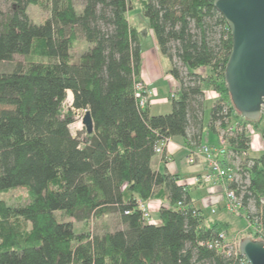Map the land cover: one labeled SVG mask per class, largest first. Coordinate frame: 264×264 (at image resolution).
I'll list each match as a JSON object with an SVG mask.
<instances>
[{
    "label": "trees",
    "instance_id": "trees-1",
    "mask_svg": "<svg viewBox=\"0 0 264 264\" xmlns=\"http://www.w3.org/2000/svg\"><path fill=\"white\" fill-rule=\"evenodd\" d=\"M7 1L0 62L35 50L48 62L0 72V193L23 188L29 197L18 206L0 201V264H247L240 255L226 257L207 247L218 234H228L229 223L204 216L177 174L153 168L162 140L200 144L205 89L218 95L210 132H217V123L225 127L241 118L224 81L232 38L214 0ZM135 2L179 83L168 96L167 114L152 115L149 104L141 108L135 97L145 31L128 19ZM28 6L45 7L49 17L33 23ZM77 39L89 47L72 61ZM205 68L209 74L199 72ZM68 91L72 103L63 113ZM85 111L94 131L80 140L69 125L75 112ZM243 122L264 140V112L257 122ZM229 144L235 154L250 149L245 133L236 132ZM243 169L249 184L230 188L242 194L244 207L254 204L264 224V153L246 158ZM152 199L161 202L158 225L144 221L138 206V200ZM56 212L76 222L116 215L121 228L76 234L71 222L57 221Z\"/></svg>",
    "mask_w": 264,
    "mask_h": 264
},
{
    "label": "rangeland",
    "instance_id": "rangeland-1",
    "mask_svg": "<svg viewBox=\"0 0 264 264\" xmlns=\"http://www.w3.org/2000/svg\"><path fill=\"white\" fill-rule=\"evenodd\" d=\"M134 1L138 2V0H134ZM136 2L133 6V10L128 13V19L132 25H135L137 27L138 30H142V29L145 30L143 32L144 39L141 42V52H142L141 70H142V67L147 61V58H150L151 56L152 57L156 56V52H155L156 44L155 45L153 44V41L155 43L153 34L152 32L150 33L147 22L142 16L141 8L140 6H138ZM8 6H9V2L7 0H0V19H3L7 15ZM77 9H80L78 3H77ZM27 15L33 23L41 24L49 17V12L45 7L42 6H28ZM151 41L153 46L151 45ZM88 47L89 45L82 39H77L76 41H74L72 48L70 50L71 60L76 61L81 56V54L87 50ZM35 51H34L35 53H32L29 56L16 55L14 56V59L11 62H0V72H9L16 65H21L22 67H26L31 62H48L47 59L42 58L37 53V50ZM158 55H160L163 64L168 63V60L164 59L163 55H161L160 53H158ZM203 72L204 71L202 69V74H204ZM172 79L173 82L169 85V87L167 86L169 92L175 91L177 86L179 85L177 80H175L174 78ZM167 88L165 87V92ZM151 98H152L151 101H155L153 106L154 112L162 113L164 112L165 109H168L169 102L167 100V97L160 98V96L152 94ZM71 103H72V99L69 98V94L67 93L66 100L63 104V113L66 112V110L71 106ZM82 116H83V112H75L73 117L74 121L69 125V130L72 136L78 137L80 140H83L86 137L85 129L81 124ZM209 118H210V99L207 97L206 103L204 105V115H203L204 133L202 140L203 142H209L214 144L217 143V136L213 132H210L208 130ZM77 123L81 124L80 128L74 126ZM247 127L249 131L248 137L251 142L250 150H249L250 156L259 157L261 156V154L264 153V140L262 139L259 130L256 129L253 125L248 124ZM261 129H264V123L261 124ZM185 164L188 165L186 162ZM204 191H205L204 187H198L191 191V197L193 198L194 201H196V205L202 210L203 215L208 217V216H212L211 207L204 208L200 202L204 197ZM0 201H2L6 206H18V205L27 204L29 202V197L25 189L14 188L8 192L0 193ZM218 207L219 208L225 207V200L221 201ZM149 208H150L151 219L154 221V218L156 220V217L158 215L157 209L154 206H149ZM218 210L219 209L216 206L215 213L219 212ZM54 215L57 221L71 222L73 224L74 232L76 234L102 235L104 233L112 232L121 228V225L116 215H109L102 217L100 219H92L88 222H76L74 219H72L71 217H69L68 215L62 212H56ZM219 218H224L226 222L229 223V227L227 229L228 238L229 240H231L233 245L238 246L239 241L243 237H246L245 233L243 232V230H246V226H247L244 217L242 218L238 215L227 212L226 214H224V216L220 215ZM28 228L29 225H27V229Z\"/></svg>",
    "mask_w": 264,
    "mask_h": 264
},
{
    "label": "water",
    "instance_id": "water-1",
    "mask_svg": "<svg viewBox=\"0 0 264 264\" xmlns=\"http://www.w3.org/2000/svg\"><path fill=\"white\" fill-rule=\"evenodd\" d=\"M232 38L224 81L235 110L242 119L257 122L264 112V0H214ZM81 124L87 134L94 131L89 111ZM238 252L247 264H264V243L243 237Z\"/></svg>",
    "mask_w": 264,
    "mask_h": 264
},
{
    "label": "built area",
    "instance_id": "built-area-1",
    "mask_svg": "<svg viewBox=\"0 0 264 264\" xmlns=\"http://www.w3.org/2000/svg\"><path fill=\"white\" fill-rule=\"evenodd\" d=\"M153 92L143 82L135 84V97L138 99L139 106L143 108L149 104V98ZM174 93H170V97H173ZM244 119L234 120L232 122L226 121L225 127H220L219 123L216 124V131L218 136V146L211 147L208 145L200 146L197 151H189L186 156V163L190 166L194 165L197 155H202L207 163V171L203 175L197 176L189 184L190 186H201L209 183L218 184L221 187L224 200L225 210L229 213L240 215L243 211L246 219V230L252 233V237H256V240L264 243V224L257 216L255 206L252 202H249L247 206H243L242 194L238 195L236 189H245L249 184V176L243 169V162L246 158L250 157L249 150L239 154H235L232 151L229 144V139L238 133L249 134L247 125L244 124ZM169 139L162 140L156 147L155 152L158 156H162L164 148L168 144ZM251 145V142H250ZM239 155V156H237ZM251 165V161L247 163ZM236 187L230 188V185ZM264 205V199L260 201ZM138 206L141 211L142 219L148 223L154 224L151 219L150 208L148 201L138 200ZM213 213V211H212ZM253 215V218H249ZM209 249L219 251L226 257H232L239 255L238 246L233 245L229 240L226 233H220L217 237H214L211 241L207 242ZM244 259V258H243ZM245 260V259H244ZM246 261V260H245ZM247 263V262H246Z\"/></svg>",
    "mask_w": 264,
    "mask_h": 264
},
{
    "label": "crops",
    "instance_id": "crops-1",
    "mask_svg": "<svg viewBox=\"0 0 264 264\" xmlns=\"http://www.w3.org/2000/svg\"><path fill=\"white\" fill-rule=\"evenodd\" d=\"M153 44L155 45L154 41ZM152 41L151 45L153 46ZM155 52L156 56L147 58V61L145 62L144 66L141 70V80L142 82L148 87L150 90H152L154 95L162 97H167V100L169 102L168 96L171 92L168 91L167 86L173 82L172 77L169 74L170 70V62L169 60L163 56L164 59L168 60V63L163 64L161 61L160 55H158L159 50L155 45ZM204 74H209L210 69H203ZM202 73V70L199 71ZM163 83V84H162ZM168 84V85H167ZM165 87L167 88L165 92ZM164 95V96H163ZM207 97L210 99V109L213 106L214 102L217 101L218 95L216 92H214L211 88H207L204 90V105L206 103ZM151 97L149 98V109L150 113L152 115L157 114H167L171 111V105L169 102L168 109H165L164 112H154L153 106L155 101H151ZM204 129V126H203ZM204 133V132H203ZM217 136V132L214 133ZM203 137V134H202ZM201 137L200 144L190 145L187 146L184 142V140L181 137H173L169 139L168 144L166 145L164 149V154L162 156H158L153 161V168L157 171H167L170 174H177L179 176V184L186 185V187L189 189V195L191 197V191L198 188V187H204V197L202 199L201 205L206 207H211V213L212 216H208L213 219H217L220 221H225L224 218H219L220 215L226 214L228 211L225 210L224 207L219 208L221 201H224V196L221 190V187L218 184H205L201 186H190L189 184L193 181V179L197 176L203 175L207 171V163L204 160V157L202 155H197L195 160V164L192 166H188L185 164L186 162V156L188 155L189 151H197L200 146L208 145L211 147H217L218 146V136H217V143H209V142H203ZM252 157V156H251ZM191 201L193 205L200 209L196 205V201L193 200L191 197ZM148 203L150 206H154L158 209L161 206V202L158 200H148ZM216 206L219 209V212H216ZM201 210V209H200ZM217 214V215H216ZM245 219V216H244ZM246 222V219H245ZM160 224L159 216L157 215L156 220L154 218V225Z\"/></svg>",
    "mask_w": 264,
    "mask_h": 264
},
{
    "label": "bare ground",
    "instance_id": "bare-ground-1",
    "mask_svg": "<svg viewBox=\"0 0 264 264\" xmlns=\"http://www.w3.org/2000/svg\"><path fill=\"white\" fill-rule=\"evenodd\" d=\"M68 94H69V98L72 99V94H71L70 91H68ZM74 126L77 127V128H80L81 124L80 123H77Z\"/></svg>",
    "mask_w": 264,
    "mask_h": 264
}]
</instances>
